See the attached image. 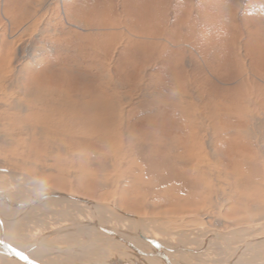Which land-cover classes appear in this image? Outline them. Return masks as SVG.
Here are the masks:
<instances>
[{"label":"bare ground","instance_id":"bare-ground-1","mask_svg":"<svg viewBox=\"0 0 264 264\" xmlns=\"http://www.w3.org/2000/svg\"><path fill=\"white\" fill-rule=\"evenodd\" d=\"M126 8L130 13L128 2ZM4 39L0 38V126L11 128L8 141L16 143L23 134L47 140L66 155L75 149L89 151L90 161L106 158L114 178L130 179L133 186L125 193L112 190L108 179L101 180V186L106 163L94 165L99 172L91 187L108 189L105 200L121 196L126 206L119 207L83 197L75 189L53 190L38 180L42 189L38 191V186L35 192L36 180L23 172L24 167L23 171L0 167V264H264V162L257 161L264 153L248 147L264 140V122L255 117L257 110L264 111V86L255 81L252 84L258 87L247 88L251 78L264 83V72L255 70L254 59L250 71L240 67L248 70L247 81L239 78L233 88L227 85L236 83V77L228 82L223 74L218 78V71L217 75L209 71L216 81L199 75L201 83L195 85L196 91L204 88L209 94L203 91L197 97L189 88L184 95L174 83H162L157 86L163 100L153 98L154 102L137 106L128 97L119 98L111 82H101L98 60L86 56L84 44L90 41L92 54L103 52L111 63L113 39L101 33L59 34L58 46L71 42L74 48L64 57L72 67L90 71L91 78L83 73V83L62 80L45 93L33 92L21 82L26 70L15 69L4 57ZM146 46L138 41L120 52L134 62L126 68L135 70L140 57L148 59L140 54ZM61 54L56 56L59 61ZM174 65L171 71L179 72ZM164 66L170 67L169 61ZM126 74L127 79L137 78L134 71ZM147 90L143 95L150 93ZM220 150L227 160L219 158ZM91 194L100 197L96 190ZM65 204L67 208L59 209ZM157 206L181 218L149 214ZM201 208L219 213L224 208L225 215L218 213L215 220L226 222L232 216V225H248L228 230L226 225L202 224L195 218Z\"/></svg>","mask_w":264,"mask_h":264},{"label":"rangeland","instance_id":"rangeland-1","mask_svg":"<svg viewBox=\"0 0 264 264\" xmlns=\"http://www.w3.org/2000/svg\"><path fill=\"white\" fill-rule=\"evenodd\" d=\"M127 2L130 13L127 12ZM80 24L83 27L85 26L81 30ZM89 27L95 30H91ZM63 32L80 33L82 35L101 33L106 38L113 39V46L115 45L116 50L115 55H111V63L110 60L105 59L103 52H96L93 55L90 51V44L93 45V43L89 41V44L87 40L83 39L87 41L84 44L86 46V49L84 48L85 53H87L86 56L88 59L93 57L94 60H98L100 64L98 67L102 68L103 80L101 82H111L117 89L119 98L121 96L128 97L137 106L142 102L146 104L154 102L153 98L163 100L158 94L160 89L157 84L174 83L173 85L176 88L178 87L179 93L186 95L185 91L187 92L190 88L195 91V96L199 97L203 91L209 94L204 88L203 91H196L195 85L200 84L202 80V78H197L199 75H204V78L216 81L214 77L209 75V71L210 74L216 75L218 71V78H223L221 76L223 74L228 82H233L236 77V80L238 79L236 83L227 85V87L232 88L241 81L239 78L242 81H247L244 73L250 71L253 59L255 70L264 72V0H0V38L5 37L4 57L6 56L15 69L21 68L27 71V74L25 71L21 75L20 80L27 88L33 87V92L53 91V84L62 83V80L83 83L84 74L91 78L88 76L90 71L72 67V64L68 62L70 59L64 57L65 52L74 48L70 41V43H65L67 45L58 46V36ZM140 36L143 38H140ZM15 39L17 41L12 47L10 42ZM65 39L67 40V38ZM138 41H143L147 45V49L141 47L140 50L143 52L141 51L140 54L143 53L148 59L139 56L140 59L136 63L138 65L135 70L126 68L127 64L131 65L134 62L129 57L127 59V55L120 56V52L128 50L129 46H135ZM158 49H161V51ZM10 50L14 52L11 53L12 56L9 55ZM59 52L62 53L59 58L60 61L56 57ZM74 55L77 56L78 52ZM168 61L170 67L165 68L164 64ZM173 65L176 71L179 72L171 71L170 68ZM240 67H245V69L248 67V70L243 71V68ZM130 71H134L137 78L127 79L125 77L126 73ZM107 75H109V78ZM249 76L251 78V75ZM255 81L264 86L263 82L251 78L250 83L252 86H247L249 91L253 90L255 86H259L258 83L252 84ZM118 84H120V87ZM145 90L151 94L153 93L154 97L150 93V95H143ZM169 92L173 93V87L172 90L169 89ZM261 93L264 94V89ZM233 95L237 96L238 94ZM19 97L25 100L23 96ZM249 97H252V100L253 94H250ZM215 101L214 99L213 102ZM127 110L125 109V111ZM216 110L214 108L213 112L217 113ZM255 115L256 119H262L264 122V111L257 110ZM10 129L0 126V167H7L16 171H23L24 167L23 172L28 173L34 181L36 180L37 185L34 184L33 190L38 186L40 188V184L53 190L75 189L77 194H82L83 197L94 198L96 201H108L119 207L126 206L124 199L119 195L104 199L106 198V191H109L108 189H102L103 182L101 180L106 181L108 179V184L112 187V190L116 187V192L120 190L125 193V189L130 190L129 186H133L130 185L132 184L130 179L120 181L114 178L116 177L113 174L115 170L106 158L96 159L97 161L92 162L88 159L89 151L78 149L73 151L75 153L71 152L66 155L58 149H53L51 143L47 140H36L35 137L29 139L23 134H19V137L15 139L17 140L16 143H13L8 141L11 135ZM20 137L23 139H20ZM2 139L4 140L1 141ZM248 147L254 149V151L260 149L264 153V140H259ZM107 148L104 149L106 153L109 149ZM222 156L224 160H227L226 153L220 150L219 158ZM13 158L15 161H13ZM11 159H13V162ZM257 161L264 162V157L258 158ZM95 164L105 165L107 169L99 179L101 181V186H98L99 189L91 187L94 184V176H96L94 174L99 172H97ZM126 168L127 166L123 170L126 171ZM41 189L38 191H41ZM94 190L97 191V195H100V197L92 196L91 192ZM67 207L66 204L59 205L61 210ZM159 207L157 206L156 210H151L149 214L171 217L175 221L181 218L178 213L168 214L166 207ZM198 211L196 217L193 213H190L189 216L198 218L202 224L211 226L226 225L228 230L240 226H236L234 223L232 225L231 221H234L232 216L226 218L230 222L215 220L213 217L219 213L217 210H204L201 208ZM224 212L223 208L219 214L221 216L225 215ZM235 215L238 216V214ZM189 220L193 221L194 218ZM200 221L199 225L201 224ZM246 225L248 224H243L240 227Z\"/></svg>","mask_w":264,"mask_h":264}]
</instances>
